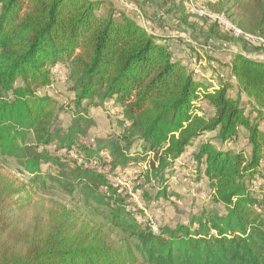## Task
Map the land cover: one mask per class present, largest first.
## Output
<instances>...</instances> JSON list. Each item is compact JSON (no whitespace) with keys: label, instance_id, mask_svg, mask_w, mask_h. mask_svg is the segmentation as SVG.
I'll return each instance as SVG.
<instances>
[{"label":"trees","instance_id":"obj_1","mask_svg":"<svg viewBox=\"0 0 264 264\" xmlns=\"http://www.w3.org/2000/svg\"><path fill=\"white\" fill-rule=\"evenodd\" d=\"M106 1L0 0V159L20 167L0 164V264H264V59L235 51L226 64L235 84H213L128 12L100 15ZM209 5L264 37V0ZM207 36L235 40L216 23ZM63 66L74 95L67 125L59 99L39 93ZM109 100L119 132L87 142L89 108ZM213 132L193 154L194 174L219 208L154 232L142 219L149 201L175 194L178 160ZM242 133L246 149L223 146ZM51 192L69 199L46 200Z\"/></svg>","mask_w":264,"mask_h":264},{"label":"rangeland","instance_id":"obj_2","mask_svg":"<svg viewBox=\"0 0 264 264\" xmlns=\"http://www.w3.org/2000/svg\"><path fill=\"white\" fill-rule=\"evenodd\" d=\"M147 1L150 0H107L98 12L100 15L104 16L108 13L109 8H111L112 6L120 8L128 12V14L134 12V9L136 7H142L141 9L143 12ZM175 1L176 0L166 1L165 7H167V9L165 8L166 10L164 9L158 16L160 21H162L163 18L170 16L169 14L171 11H168V8L170 9L171 6L175 4ZM179 2L180 19L182 22L181 26L185 27L184 29L186 30V32H188V36L191 38V40L195 39L201 44L208 46V48H206V51H204V58L209 60V58L213 57L210 56V54L214 52L215 56H219L221 58L224 56L223 58L226 59V56H230V53H233L236 49H238L252 57L262 60L264 59L263 47L250 46L240 38L235 37L234 41H225L223 43H221L222 41L219 40L207 39L208 26L213 25L214 22H212L210 18L205 14L200 15L199 13L201 11L204 12L205 10H207V12H215L212 11L209 4L215 3L216 0H179ZM222 13H224L230 21L238 25L237 22L239 20V14L237 15L233 11ZM204 21H207L209 25L204 23ZM189 29L193 32H191ZM210 47L212 49L209 53ZM198 63H200L199 57ZM221 63L225 64L224 62ZM192 66L194 65L192 64ZM199 69L204 71L208 76L207 78L202 77L203 79L205 78L207 80L211 78L208 75L207 68L202 66V68ZM220 72H222V74L225 76V79H228L229 75L227 71H224L219 67L216 73L220 74ZM52 74L53 84L46 88L39 89V93H48L59 99L60 104L63 107V110L60 111V119L64 122L65 125H67L73 116L74 109V105L72 104L74 95L70 90L71 81L69 78L67 66L54 68ZM217 79H215V81L218 82ZM20 83L21 81H18L17 85H20ZM234 87H236V85ZM231 95L238 96V91H234L233 93L231 92ZM242 103L248 107L247 98L244 95H242ZM89 116H91L94 120V125L88 129V137L86 139L87 142H93L94 138L96 137L107 138L111 134L118 133L120 130L117 125V120L121 117L120 106L113 100H109L101 106L94 105L90 107ZM262 125L264 126V122L262 123ZM215 134L216 132L208 133L203 138H200L201 140L193 141L191 146L187 149V152L178 160V170L181 167L183 169L179 176H174L172 185L169 189V192L173 191L175 192V194L173 196H168L167 198H161L159 200L151 199L149 201L147 212L149 213V215H151V217L155 218L158 223L159 229L166 226L175 227L178 223H187L191 220L192 216L200 213L203 209L212 207L219 208L218 205L212 203L208 181L206 179L197 180V176L196 174H194L196 163L193 159V154L200 146V144L207 139L214 138ZM223 146L225 148H233L234 150L241 148L246 149L248 147L246 133H242L240 139H237L236 141ZM131 151L134 153L141 152V142H135V144L132 146ZM0 164L16 174L18 173V170H20V167L12 158H2L0 159ZM182 165L185 167H183ZM143 166L144 164L141 166V168H143ZM140 169H134L127 173L126 177H124V179H128V182H131V186L129 187H132L134 185L136 176L140 173ZM27 178V176H24L25 180H27ZM148 188L152 191L153 194H156L158 190V188L153 187V185H148ZM44 196L46 200L67 201L69 199L66 195L59 192H51L48 194H44Z\"/></svg>","mask_w":264,"mask_h":264},{"label":"crops","instance_id":"obj_3","mask_svg":"<svg viewBox=\"0 0 264 264\" xmlns=\"http://www.w3.org/2000/svg\"><path fill=\"white\" fill-rule=\"evenodd\" d=\"M167 0H150L147 1L144 11L142 12V7H136L134 9V12H131L130 14L140 21L147 30L152 32L154 35L159 37V40L162 41L164 44L168 45V47L173 51V54L176 58L182 60L184 63H186L190 68L192 64L194 66H197L199 68L205 67L208 70V75L212 79L219 78L222 74H217L218 68L220 67L222 70L228 72V79L235 84L234 78L231 76L230 67L225 65L228 64L232 60V56L234 54L230 53V56H226L225 58H221L219 56H215V53L212 52L210 56H213L211 58L206 59L204 58V51H206V48L208 46L201 44L200 42L196 41L195 39L191 40V38L188 36V32L184 29L185 27H182V22L180 19V11H179V0L175 1V4L171 6V8H168V11L170 10V16L165 17L160 21L159 15L162 13V11L167 7H165V3ZM164 7V8H163ZM178 7V8H176ZM165 9V10H166ZM159 19V20H158ZM190 30V29H189ZM191 31V30H190ZM193 32V31H191ZM208 40L213 38H207ZM223 43V42H221ZM211 47L210 51L211 52ZM235 51H239L236 49ZM201 53V54H200ZM198 57L199 62L198 63ZM203 57V58H201ZM221 62H224L225 64H222ZM207 62V63H206ZM202 64V65H201ZM216 70V71H215ZM224 76V75H223ZM225 77V76H224ZM218 80V79H217ZM210 82V80H208ZM232 93L234 91H238V87H233L230 90ZM230 92V93H231ZM198 141L201 139H197ZM195 140V141H197ZM191 146V145H190ZM188 146V148L190 147ZM187 148V149H188ZM199 148V147H198ZM197 148V150H198ZM196 150V151H197ZM187 152V151H186ZM185 152V153H186ZM184 153V154H185Z\"/></svg>","mask_w":264,"mask_h":264},{"label":"built area","instance_id":"obj_4","mask_svg":"<svg viewBox=\"0 0 264 264\" xmlns=\"http://www.w3.org/2000/svg\"><path fill=\"white\" fill-rule=\"evenodd\" d=\"M199 14L200 15L205 14L207 17L210 18V20L212 22L216 23L221 28V30L229 33L230 35H232L234 37H237V38L244 40L250 46H256V47H263L264 48V37L262 35L255 33V32L243 30L240 26H238L234 22L230 21L225 16L224 13L207 12V10H205L204 12L201 11ZM191 69L194 70L195 74H197L199 77H206V78L208 77L207 74L204 71L200 70L199 67H197V66H191ZM221 77H223V75H221ZM207 80H210V82H212L213 84H216V82H217V81H215V78H213V79L210 78ZM259 185H260V177L257 176L252 183V187L254 188V190H257ZM131 189H132V187H130V190ZM137 203L140 205V202H137ZM142 219H143V222H145L147 225H149L153 229L154 232H156V233L160 232L157 221L155 220V218H153V217H151V215H149L147 210H145L144 216Z\"/></svg>","mask_w":264,"mask_h":264}]
</instances>
